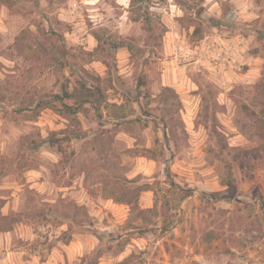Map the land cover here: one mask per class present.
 Segmentation results:
<instances>
[{
	"label": "rangeland",
	"instance_id": "rangeland-1",
	"mask_svg": "<svg viewBox=\"0 0 264 264\" xmlns=\"http://www.w3.org/2000/svg\"><path fill=\"white\" fill-rule=\"evenodd\" d=\"M263 107L264 0H0V264H264Z\"/></svg>",
	"mask_w": 264,
	"mask_h": 264
},
{
	"label": "trees",
	"instance_id": "trees-1",
	"mask_svg": "<svg viewBox=\"0 0 264 264\" xmlns=\"http://www.w3.org/2000/svg\"><path fill=\"white\" fill-rule=\"evenodd\" d=\"M1 1H5V0H1ZM6 6L9 8L10 5L9 4H6ZM199 34V31L198 29H194L192 35L195 36V35H198ZM98 43H99V40H98ZM113 48H118L120 47V44L117 43V44H113L112 45ZM63 56L66 58L65 60V65L69 66L70 62H68L69 60H67V56L65 54V52L62 53ZM71 67V66H70ZM78 86H79V92H78V95L79 97L81 98V103H89V102H92L90 101L91 98H95L93 100V102L95 104L99 103L98 100L101 98V91L99 89L98 86L96 85H88L86 84V82L80 80L78 81ZM74 93L75 92H67V91H63L62 92V96H58V95H55L54 98L55 99H58V100H62V99H73L75 96H74ZM80 104V103H79ZM43 107H46V106H43ZM63 109L65 112H68L70 114H74L76 113V109H73L71 106H67V105H62ZM261 112H264V107L262 108ZM252 116H256L254 113L251 114ZM261 123L263 124L264 121L262 120ZM130 196V192L129 191H126V197H129ZM3 201L0 200V209H1V205H2ZM123 204H125L126 206H128L130 209H133L137 206L136 204V201H131V200H124L122 202ZM71 207L73 208V210H76L77 212H83V215L84 217L86 218L87 217V214L84 210V207L83 206H79L77 205L75 202H71ZM19 214H15V213H12L10 216H4L0 213V232H9L12 230V226L14 224H17V223H20L21 220L19 218ZM78 223V226H82V223L83 222H77ZM71 231V228H67L66 231H64L63 233H61L62 235V240H64V242L62 241L63 244H66L67 241L69 240L70 238V234L69 232ZM95 259H98L100 257V253L99 251H96L94 253V256H93ZM87 264H96V260L92 261V262H89Z\"/></svg>",
	"mask_w": 264,
	"mask_h": 264
},
{
	"label": "crops",
	"instance_id": "crops-1",
	"mask_svg": "<svg viewBox=\"0 0 264 264\" xmlns=\"http://www.w3.org/2000/svg\"><path fill=\"white\" fill-rule=\"evenodd\" d=\"M9 254H11V255H12L13 253H9ZM2 264H6V262L4 263V261H3V262H2Z\"/></svg>",
	"mask_w": 264,
	"mask_h": 264
}]
</instances>
